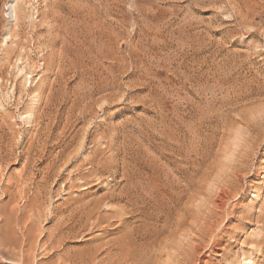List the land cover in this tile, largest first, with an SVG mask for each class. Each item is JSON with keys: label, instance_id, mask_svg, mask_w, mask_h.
Returning a JSON list of instances; mask_svg holds the SVG:
<instances>
[{"label": "rangeland", "instance_id": "obj_1", "mask_svg": "<svg viewBox=\"0 0 264 264\" xmlns=\"http://www.w3.org/2000/svg\"><path fill=\"white\" fill-rule=\"evenodd\" d=\"M15 1L0 0V224L25 232L30 264L131 231L135 264H264V0H35L18 22Z\"/></svg>", "mask_w": 264, "mask_h": 264}, {"label": "bare ground", "instance_id": "obj_2", "mask_svg": "<svg viewBox=\"0 0 264 264\" xmlns=\"http://www.w3.org/2000/svg\"><path fill=\"white\" fill-rule=\"evenodd\" d=\"M15 5L13 6V18L16 22L20 21L23 16L25 17V6H32L36 1L35 0H16L15 1ZM34 2V3H33ZM33 3V4H32ZM239 3V2H238ZM243 5V4H242ZM35 6V4H34ZM33 6V8H34ZM239 7V6H238ZM232 10V9H231ZM243 14V13H242ZM246 14V13H245ZM249 14L245 15L243 17V21L247 23L246 24H253L252 20H250V16H248ZM249 17V18H248ZM254 19V18H253ZM258 24V23H257ZM245 25V24H244ZM263 25V24H262ZM261 27V25H260ZM93 30V29H92ZM258 31V30H257ZM250 33V32H249ZM55 37V36H54ZM262 45V44H261ZM111 48V47H110ZM108 57H111V56H107ZM114 59V58H113ZM28 60V59H27ZM16 66V65H15ZM26 67V66H24ZM22 68V66L20 68L22 69H18V73H16V75L18 76H21L23 75V80H24V87L27 85V83L29 84V82L31 81L30 79V76L31 74H28L30 72L27 71L26 68ZM14 68V67H13ZM18 68V67H17ZM26 69V70H25ZM108 69V68H107ZM106 69V72L108 71ZM110 69V68H109ZM113 70V69H111ZM111 70L108 71V73L111 74ZM26 71V72H25ZM30 71V70H29ZM28 72V73H27ZM62 72V71H61ZM93 73V72H92ZM107 73V76L109 75ZM114 73V72H113ZM89 74V73H88ZM115 74V73H114ZM30 75V76H29ZM97 75V74H96ZM113 74H111V77H112ZM91 77V75H89ZM103 77V75H102ZM106 77V76H105ZM110 77V76H109ZM108 77V78H109ZM100 78H101V75H100ZM107 78V77H106ZM93 79V77H92ZM103 79V78H101ZM100 80V79H99ZM94 81V80H92ZM109 80H107V84H105L103 82V80H101V84L102 86L104 87H110L112 86V83H108ZM32 83V82H30ZM40 85V84H39ZM38 85V86H39ZM14 87V86H13ZM40 88V87H39ZM42 88V87H41ZM12 90V91H11ZM9 89L8 91L14 93V89ZM38 92V90H36ZM35 91V92H36ZM36 92V93H37ZM11 93V94H12ZM40 94V91L38 92ZM35 94V93H33ZM38 94V95H39ZM9 95V93H8ZM37 95V94H36ZM33 96L32 99H36L38 97L37 96ZM40 97V96H39ZM31 99V100H32ZM38 99V98H37ZM36 99V100H37ZM110 99V98H109ZM39 101V99H38ZM37 101V102H38ZM34 102V101H33ZM32 102V103H33ZM36 103H34L35 105H38ZM47 104V103H46ZM100 105V104H99ZM32 106V105H31ZM2 107V106H0ZM33 107V106H32ZM36 106H34L35 108ZM103 107V106H102ZM101 107V108H102ZM29 110V111H28ZM26 110L25 114V119L26 121H30L32 118L35 117V109H28ZM24 115V114H23ZM27 122V123H28ZM89 129V128H88ZM86 130V129H85ZM64 131V130H63ZM86 133V132H85ZM88 133V132H87ZM85 135V134H84ZM42 136V135H41ZM83 139V138H82ZM19 140V139H18ZM82 141V140H81ZM83 142V141H82ZM18 146V145H17ZM80 146V145H79ZM82 146V145H81ZM80 146V147H81ZM79 147V148H80ZM95 147V146H94ZM79 149H77L78 151ZM116 150V149H115ZM76 151V150H75ZM84 152V151H83ZM76 153V152H75ZM74 155V154H73ZM72 157V156H71ZM69 162V161H68ZM187 164L189 165L190 162H189V158L187 159ZM71 166V165H70ZM60 171V170H59ZM69 171V170H68ZM61 173V172H60ZM137 173V172H136ZM175 173V172H174ZM171 175V174H170ZM70 177V176H69ZM54 180V179H53ZM159 180V179H158ZM26 182V181H25ZM5 184V183H4ZM11 184V183H10ZM64 184V183H63ZM110 186V185H109ZM81 188V187H80ZM6 189V188H5ZM22 189V188H21ZM20 190V189H19ZM62 190V189H61ZM63 191V190H62ZM256 191V190H255ZM20 192V191H19ZM23 192V191H22ZM19 194V193H18ZM23 194V193H22ZM75 194V193H74ZM21 195V194H20ZM255 196V195H254ZM70 197V195H69ZM118 197V196H117ZM20 198V197H19ZM135 198V197H134ZM125 199V198H124ZM131 202V201H130ZM101 204V203H100ZM99 204V205H100ZM96 206L95 208H93L90 213L87 215L90 216L91 214L94 213V211L96 209H99L101 208V206ZM23 206V205H22ZM110 206V205H108ZM107 206V207H108ZM11 208V207H10ZM47 208V207H46ZM160 208V207H159ZM63 211V210H62ZM99 212V211H98ZM46 215V214H45ZM54 215V214H52ZM6 217V216H5ZM10 217V216H8ZM3 218V217H2ZM9 219V218H8ZM8 219H4L3 222L0 224V251H2V255L3 256H6L11 262H16L17 264H30V258L23 255L24 253V248H23V245H24V242H25V232H23L24 234H22L23 236H19V233L16 232L15 230V227L12 224V221H8ZM128 219V218H127ZM7 222H6V221ZM14 223V222H13ZM25 224V223H24ZM33 224V223H32ZM27 229V228H25ZM37 230V229H36ZM25 231V230H24ZM133 231L129 232L128 234H126L125 236H123L122 238H117V239H114L112 241H109L105 244L106 248L104 249H100V248H97L95 251H93L92 254H89V255H85V256H82V255H74V256H69L67 257L65 260H63V264H77L79 262H85V264H135V261H134V250H135V247L137 246H140L139 243L141 240L143 239H140L139 237L133 235L132 233ZM49 234V233H48ZM84 237V236H83ZM65 241V240H64ZM144 248V247H143ZM101 250L100 253L98 254V250ZM43 250V249H42ZM32 254V253H30ZM253 254V253H252ZM249 254V256H246L244 254V256L242 258H240V260L238 261L237 264H257L256 261H255V257L254 254ZM33 255V254H32ZM100 256H103V258L100 259ZM35 259V258H34ZM32 260V259H31ZM60 260V259H59ZM58 262V261H57ZM136 264H139V263H136Z\"/></svg>", "mask_w": 264, "mask_h": 264}]
</instances>
